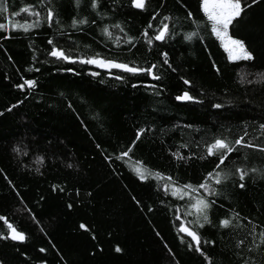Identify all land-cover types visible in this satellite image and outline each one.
Here are the masks:
<instances>
[{"label":"trees","instance_id":"16d2710c","mask_svg":"<svg viewBox=\"0 0 264 264\" xmlns=\"http://www.w3.org/2000/svg\"><path fill=\"white\" fill-rule=\"evenodd\" d=\"M91 2L83 0L77 8L76 0H55L60 14L49 22L47 4L39 0H0L8 6L0 12L5 25L0 29V216L26 235L23 242L0 240V264H264L258 234L264 230V151L237 146L221 166L233 173L237 167L257 171L245 177L244 188L236 174L219 186V197H207L216 202L208 210L210 223L196 228L203 255L179 231L182 223L194 227L195 210L185 215L187 198L166 193V180L141 181L134 172L139 161L178 184L198 185L219 163V153L207 155L215 138L234 143L247 133L245 141L264 147V0L229 28L246 42L253 61L228 60L210 28L202 30L200 0H147L144 10L132 8L131 0H98L96 10ZM29 5L41 17L11 15ZM189 11L199 29L187 18ZM74 17L89 22L73 27ZM37 19L39 26L27 32L11 28ZM150 21L154 28L165 22L175 27L164 41L149 45L155 34L147 27ZM116 23L123 31L111 27ZM190 31L200 35L187 41ZM49 39L74 57L99 53L130 66L156 64L155 74L162 78L88 75L87 64L48 56ZM163 52L176 71L163 64ZM21 77L36 80V88L14 87ZM185 91L195 100L177 101ZM142 127L151 131L141 135L128 157L116 160ZM177 151L185 159H177ZM225 218L231 223L222 228ZM0 233H7L4 220ZM238 241H243L239 247Z\"/></svg>","mask_w":264,"mask_h":264},{"label":"snow or ice","instance_id":"6c2138e0","mask_svg":"<svg viewBox=\"0 0 264 264\" xmlns=\"http://www.w3.org/2000/svg\"><path fill=\"white\" fill-rule=\"evenodd\" d=\"M55 0H39V3L41 6H44L47 4V11L45 14V19L47 21L52 22L55 18H58L59 11L58 5L53 6ZM83 0H76V6L79 8L82 4ZM259 2V0H250V3L248 0H200V8L203 12V15L205 17L204 21V28L203 31H207L210 28V34L214 36L220 43L221 47L224 49V51L227 53V57L229 61H253L255 59L254 53L246 46V42L239 38H234L232 35L229 34V28L230 25H233L234 21H236L239 18H242V14L245 12L246 9L251 8L252 5H255ZM131 6L134 9H140L144 10L147 6V0H131ZM98 7V0H92L91 2V8L93 10H96ZM0 12H8V6L6 3L0 4ZM27 13L30 16L33 17H41V13L38 11H35L34 6H26L21 7L19 9V12H14L11 15L18 16L20 14ZM98 16L100 15L99 12L96 13ZM156 14H153L152 20H155ZM188 19H190L193 23V25L199 29L201 27V23L196 21L193 17V14L189 11L188 12ZM164 21H168L169 17L164 16ZM89 21L86 18H73L72 20V26L76 27L77 25H84L88 23ZM39 19L36 20L35 23H29L25 21L22 24H12L11 28L15 30L16 28H21L23 31L27 32L32 27H38L39 26ZM92 23H95V21H92ZM111 27L121 29L123 31L121 24L116 23L112 25ZM148 29H152L154 31V36L152 38L147 40V43L149 45L152 44L153 40L155 41H164L170 34H172V29H174L175 25H170L169 23L165 22L161 25L157 26L156 28L153 27L152 22L150 21L148 24ZM5 25L0 24V29H4ZM101 32L104 36H109V26H104L101 29ZM143 36L148 37L149 32L145 30L142 33ZM200 35L199 31H190L187 34L184 35V39L187 41L192 40L193 37H198ZM128 43H132V38H128ZM49 45H53L51 47V50L47 53L48 56L55 58L56 61H65L68 63H80V64H87V65H94L98 68L105 69V70H112V69H118L122 72L129 73V74H139V73H146L147 76H149L152 80H160L162 77L155 74V69L157 68L156 64H152L147 67H139V66H130L127 62H117L114 60H110L107 58H103L100 56L99 53L87 56V57H74L73 55L69 54V51L65 48L61 47L59 44L54 43L53 40H48ZM163 64L167 65L169 68H172V65L169 62L168 59V53L163 52L161 53ZM213 67L215 68L216 65L214 64ZM34 71H39V69H29ZM66 71H73V69L69 68L66 69ZM172 71H176L175 68H172ZM217 71L219 69L217 68ZM92 76H97L98 73L92 72ZM261 77L264 78V73H261ZM117 80H122L123 77L117 75L115 77ZM183 79V77H182ZM22 83H17L14 85V87L20 89L21 91L24 90L25 86L29 90H32L36 88L37 81L33 79H25L24 77H21ZM183 82L185 85H191V82L187 79H183ZM251 83V81H249ZM133 87H136L137 85L133 84ZM154 87V86H153ZM158 94V93H157ZM178 101H194L195 98L189 94L188 91H185L182 95H179L176 97ZM198 102V101H197ZM16 105H13L12 107H15ZM214 108H220L222 105L220 104H214ZM9 111L11 109H8ZM187 127H191V125H188ZM261 130H264V124L260 125ZM145 131H151V129H145V128H139L136 133V140L133 141L132 145L128 147L126 151H121L119 155L115 157L116 160H121L122 158L128 157L129 154L133 150V146L136 144V142L141 138V135ZM245 136H247V133L244 134V136H240L237 139H235L234 143H231L227 140V138H215L214 142L207 144V155L208 156H214L217 153H219V163H217L216 167L208 172L201 183L198 185H193L191 183H184V184H178L177 181H175L171 176H164L158 171H152L147 167H144L140 164L139 161H137L138 167L134 169L135 174L137 177L141 180H147L149 178L159 180H166L167 183L164 185V190L166 193L171 192V195L173 197H177L180 199H184L185 197L188 200V204L186 205V208L188 210L185 211V215H192V209L195 210V219L192 221L194 224V227L192 229H189L184 226L182 223L180 225L179 231L182 233H185L188 237L191 238V241L195 244V251L197 253H200L203 255L202 249H201V238L196 230V228H203L205 224L210 223L208 210L212 207V205L216 202L215 200H209L208 196L213 197H219L221 195V192L219 190V186L226 184L230 180L233 179V177L238 174V178L240 181L239 187L244 188L245 184V177L249 174V172L255 173L257 170L255 168L246 170L242 167H237L235 169V173H233L230 169H222L221 166L224 164L225 160L228 158L230 153H233L237 150V146L240 147H247V148H258L260 151H264V147H260L259 145H254L251 141H245ZM99 147V145H97ZM187 147L186 144H181L180 148ZM14 151H18V149H14ZM26 154V153H25ZM173 155L177 159H185L182 155H180L179 151L173 153ZM108 159H112L111 156L107 157ZM37 160H40L39 157H37ZM68 167H72L71 164H68ZM208 181H211V184L208 183ZM63 191V189H60ZM201 190H203V195L201 194ZM53 191H56V187L53 188ZM69 208L72 207L71 204L68 205ZM151 211V209H149ZM238 214H234L236 216ZM177 219H179V216H177ZM247 219V218H245ZM0 220H4L7 224V233H0V240H12V241H19L23 242L26 239L25 233L22 231H19L17 227H15L12 223H9L5 217L0 216ZM231 221L230 219H221L220 220V226L222 228H227L230 225ZM249 223H252L249 221ZM80 227L82 229L86 230V226L84 224H81ZM257 225L253 224V230L251 235L255 237L257 235ZM259 238L262 245H264V230L259 231ZM95 238V237H93ZM183 242V240L181 241ZM206 243H213V241H207ZM243 241H238L237 247H239ZM189 248H192V244L189 245ZM251 250V249H249ZM41 252H44L45 249L41 248ZM115 251L117 253L121 252L122 249L117 246L115 248Z\"/></svg>","mask_w":264,"mask_h":264},{"label":"flooded vegetation","instance_id":"af4514ba","mask_svg":"<svg viewBox=\"0 0 264 264\" xmlns=\"http://www.w3.org/2000/svg\"><path fill=\"white\" fill-rule=\"evenodd\" d=\"M101 57L113 60L112 58L105 57L102 55H101ZM114 61H117V60H114ZM117 62H121V61H117ZM92 72H96V73H98V75H122L121 73H125V72H122V71L117 70V69H112L109 71V70L98 68L94 65H88V75H91ZM139 74H142V73H139Z\"/></svg>","mask_w":264,"mask_h":264},{"label":"water","instance_id":"95a60500","mask_svg":"<svg viewBox=\"0 0 264 264\" xmlns=\"http://www.w3.org/2000/svg\"><path fill=\"white\" fill-rule=\"evenodd\" d=\"M118 70V69H117ZM121 71V70H120ZM178 101V100H177ZM180 102H183V101H180Z\"/></svg>","mask_w":264,"mask_h":264}]
</instances>
